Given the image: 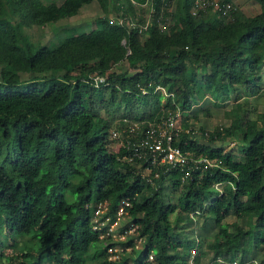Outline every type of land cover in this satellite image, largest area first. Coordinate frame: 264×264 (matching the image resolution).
<instances>
[{
    "label": "trees",
    "instance_id": "16d2710c",
    "mask_svg": "<svg viewBox=\"0 0 264 264\" xmlns=\"http://www.w3.org/2000/svg\"><path fill=\"white\" fill-rule=\"evenodd\" d=\"M91 1L103 11L101 28L53 47L17 43L16 29L69 17ZM117 1L0 0V264H187L199 252L185 229L196 218L217 227L205 245L211 261L242 264L254 246L264 249V111L251 101L264 94V0L249 15L228 0V17L211 7L193 15L194 0H153L141 30L130 19L139 11L143 21L147 7ZM94 75L104 77L98 86ZM205 96L231 101L228 125L194 129L191 111ZM171 116L173 145L191 153L187 165L154 176L123 143L115 150L112 127L132 141L126 126L144 130ZM123 199L131 225L115 241L108 228ZM116 245L117 254L109 251Z\"/></svg>",
    "mask_w": 264,
    "mask_h": 264
},
{
    "label": "rangeland",
    "instance_id": "374dc122",
    "mask_svg": "<svg viewBox=\"0 0 264 264\" xmlns=\"http://www.w3.org/2000/svg\"><path fill=\"white\" fill-rule=\"evenodd\" d=\"M52 1L60 3V0H43V2L46 3ZM111 2L114 3V0H111ZM232 2L238 5L241 8V11L246 15L253 14L259 9V3L257 0H232ZM112 15L113 17H115L117 14L108 13V17L110 19L112 18ZM102 16H104V14L99 4L96 1H91L80 6L78 12L69 17H64L57 21L47 22L44 25L16 29L17 43L23 48H25L28 43H31L33 47L44 44L53 47L64 40L66 37L73 34H77L83 31H90L93 28H101ZM5 18L9 20L11 19L10 17H8V15H5ZM120 66L122 68H127L129 72H132V69L130 67H127V63L125 61L120 64ZM51 72L52 71L46 72V75L51 74ZM30 76L31 73H20V78L23 81ZM239 87L240 86H238V88ZM238 88L237 91L239 95H243V90L241 88ZM251 101L252 104L255 105L254 107H256L255 109L257 111H264V94L259 99L251 98ZM230 104L231 101H228L226 105L221 106L219 103L209 100L208 96H205L201 101L194 105V108L191 111V113L198 114L197 117L191 119L190 122L192 123V126L195 130H198L199 127H203L205 130L210 131L216 125H228L229 118L225 115V110H228L230 108ZM199 107H202L204 109L208 108L209 114L207 115L201 110L197 112V109ZM199 141L206 140L200 137ZM210 143L215 145L222 144L225 145V147L234 145V141H223V143L221 141H213ZM176 195L177 192L170 195L171 201H176ZM234 219H236L234 215H229L226 217L225 221L230 222ZM129 221L130 219L127 215H122L114 223H111L109 225V229L110 227H113L114 229L112 237L115 241L116 239H122L124 235L119 232V229L129 223ZM238 221L244 223L243 221H241V219H238ZM129 224L131 225V223ZM133 227L134 226H131V228L127 232H133ZM185 229L190 236L197 237L199 242V252L196 251L195 256L190 257L187 261V264H224L221 260H217V263L211 261V253L205 246L208 242L213 240L214 234L217 230V227L212 219L202 221L201 218H196L193 223L186 224ZM140 243L141 241H136V244H138V246L140 245ZM119 249L120 246L116 245L113 248L110 247L109 251L113 250L115 254H117V252L120 251ZM260 263L264 264V249L261 246H254L253 249L249 253H247L245 261L242 264Z\"/></svg>",
    "mask_w": 264,
    "mask_h": 264
},
{
    "label": "built area",
    "instance_id": "2783aa9c",
    "mask_svg": "<svg viewBox=\"0 0 264 264\" xmlns=\"http://www.w3.org/2000/svg\"><path fill=\"white\" fill-rule=\"evenodd\" d=\"M129 3L134 8L139 9V7L144 6L147 7V11L143 14L144 20L139 22L138 21V14L137 16L130 19V26L131 28L138 27L139 30L146 29L148 25L151 23L152 13L154 12V5L152 3L153 0H144V2H140L139 0H128ZM123 3V0H118L117 4L120 5ZM211 7V10L221 13L226 17L230 16L231 11L234 9L233 3L228 0H194L193 6L191 9V13L196 15L199 11L208 9ZM171 9V8H170ZM169 9V10H170ZM126 17L124 15H116L115 18L112 20L116 23H125ZM122 43L125 44V39L122 40ZM130 52V49H127V54ZM104 80L102 75H94L92 76V82L95 86H98L100 82ZM141 128L134 124L129 125L124 128V132L127 136H131L134 139L130 141L128 138H123V135L119 130L116 128L111 129V136L114 139H118V143H116L115 147L117 150L118 146L122 143L131 149V152L134 156L139 158H144V162L147 163L145 166V173H153L154 176H158L159 171H168L170 167H182L187 165L191 158L190 152H184L178 146L173 145L174 135L177 134L178 126H177V119L175 116L168 117L167 119L151 124L144 129L140 130ZM195 162L203 161V159H195ZM207 165H215L216 162L208 161L204 159ZM150 181V178H148ZM220 190L218 187H216ZM129 204L127 199H123L120 202V205L117 209L116 220L120 218V216L124 215L125 213V206ZM106 208V203L100 202L95 209V217L93 218L94 221H97L98 214L104 212ZM106 220L109 221V217H106ZM115 220V221H116ZM113 221L112 223H114ZM111 224V223H110ZM112 232L113 234V227L108 228V232Z\"/></svg>",
    "mask_w": 264,
    "mask_h": 264
}]
</instances>
